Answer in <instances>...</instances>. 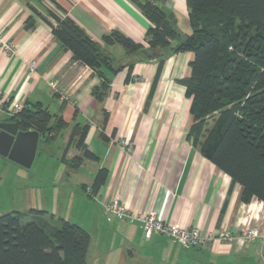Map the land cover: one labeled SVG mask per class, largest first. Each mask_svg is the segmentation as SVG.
Segmentation results:
<instances>
[{
    "label": "crops",
    "instance_id": "1",
    "mask_svg": "<svg viewBox=\"0 0 264 264\" xmlns=\"http://www.w3.org/2000/svg\"><path fill=\"white\" fill-rule=\"evenodd\" d=\"M167 1L178 40L159 49L157 58L135 61L129 75L132 57L118 45H105L102 38L118 31L147 49L150 23L131 1L0 0V37L14 45L10 56L0 48V122L12 121L15 108L39 104L66 123L48 143L39 136L32 164L38 160L30 176L10 179L20 184L21 193L7 213L44 211L54 221L78 225L89 235L84 264H264V241L241 237L245 228L264 233V205L241 202V187L187 137L192 117L182 81L190 74L193 54L174 48L190 28L184 0ZM56 5L122 67L95 72L73 62L51 34L49 23L54 21L48 12H57ZM102 77L109 88L97 102L92 92ZM50 82H55L54 89ZM75 125L88 126L84 145L97 159H82L72 168L67 162L82 151L72 143L64 161L62 156ZM52 141L58 143L55 152L48 150ZM102 168L105 180L90 199L83 188L92 185ZM115 197L135 216L153 211L181 228L213 234L226 230L234 240L198 249L155 235L146 239L139 222L105 210Z\"/></svg>",
    "mask_w": 264,
    "mask_h": 264
},
{
    "label": "trees",
    "instance_id": "2",
    "mask_svg": "<svg viewBox=\"0 0 264 264\" xmlns=\"http://www.w3.org/2000/svg\"><path fill=\"white\" fill-rule=\"evenodd\" d=\"M150 23L147 49L153 58L159 49L178 40L179 35L160 10L158 0H129ZM189 34L175 45V52H191L190 74L182 81L190 99L192 124L188 139L199 145L201 155L241 187V202L252 200L264 205V0H184ZM48 12L53 38L71 53L73 62L95 72L114 65L100 46L56 5ZM27 27H31V23ZM107 46H120L135 61L145 60L143 47L118 31L102 38ZM108 80L92 92L101 102L108 91ZM12 120L22 132L35 131L45 143L66 126L60 116L51 115L39 104L25 105ZM208 124H211L207 128ZM88 126L75 125L62 160L72 143L82 151L67 163L77 168L82 159L96 160L84 139ZM205 132L204 139L199 143ZM106 169H99L90 186V199L103 184ZM86 187L83 188L85 191ZM44 211L10 212L0 215V264H84L88 233L76 224L57 219Z\"/></svg>",
    "mask_w": 264,
    "mask_h": 264
},
{
    "label": "built area",
    "instance_id": "3",
    "mask_svg": "<svg viewBox=\"0 0 264 264\" xmlns=\"http://www.w3.org/2000/svg\"><path fill=\"white\" fill-rule=\"evenodd\" d=\"M0 48L1 53L10 56L13 54L14 45L12 42L3 40L0 37ZM35 63L32 62L29 66V71L32 74L34 72ZM51 88H55V82L49 83ZM22 108H15L13 116L20 112ZM85 193L87 195L91 194L90 187H86ZM95 197H93L94 199ZM105 210L110 214L116 216L121 220H136L140 223L143 236L149 239L152 236H158L171 240L183 248H205L214 242H225L229 243L234 240V236L226 231L220 230L216 234L211 232H202L197 228L191 227H179L177 224L170 223L158 218L153 211H149L145 214H137L136 216L131 214L124 203L120 201L118 197L111 199L106 205ZM241 237L245 241H252L256 238L264 241V233L257 227L245 228L241 232Z\"/></svg>",
    "mask_w": 264,
    "mask_h": 264
},
{
    "label": "water",
    "instance_id": "4",
    "mask_svg": "<svg viewBox=\"0 0 264 264\" xmlns=\"http://www.w3.org/2000/svg\"><path fill=\"white\" fill-rule=\"evenodd\" d=\"M158 1L161 12L175 24L176 20L171 12L172 5L167 0ZM151 53L149 49L140 50L145 61L153 58ZM38 139L39 135L35 131H20L16 120L0 122V157L29 169L36 154Z\"/></svg>",
    "mask_w": 264,
    "mask_h": 264
},
{
    "label": "rangeland",
    "instance_id": "5",
    "mask_svg": "<svg viewBox=\"0 0 264 264\" xmlns=\"http://www.w3.org/2000/svg\"><path fill=\"white\" fill-rule=\"evenodd\" d=\"M209 126L210 124H208L207 128ZM57 144H58L57 141H52L48 147V150L55 152ZM38 155H40V153ZM38 155H37V158H38ZM45 155L46 154L42 152L41 158H44ZM37 160L38 159H35L34 163L29 169H24L21 167H15L17 165H14L13 163L9 161L0 158V215L5 214L8 211H11V206L17 203L19 195L21 193L19 190V188H21L20 184L11 183L10 179L15 178L17 174L18 175L24 174L26 176H30V172H32L34 168L36 167ZM45 220L48 221L49 225L53 226L56 224L54 221H49L48 218H45Z\"/></svg>",
    "mask_w": 264,
    "mask_h": 264
}]
</instances>
